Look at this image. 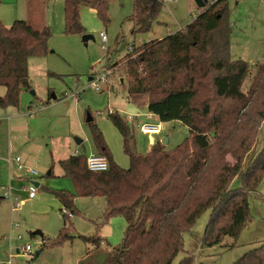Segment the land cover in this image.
Here are the masks:
<instances>
[{"label":"trees","instance_id":"obj_1","mask_svg":"<svg viewBox=\"0 0 264 264\" xmlns=\"http://www.w3.org/2000/svg\"><path fill=\"white\" fill-rule=\"evenodd\" d=\"M163 3L134 0L133 17L152 23ZM45 5L46 0H26V19L9 26L0 19V86L6 89L0 107L19 106L22 91L30 88V57L48 53L51 31L44 21ZM64 5L69 34L86 32L82 6L94 9L103 22L109 20V0H64ZM231 32L228 0H213L184 28L133 46L121 61L130 102L162 122L178 120L188 127V135L175 147L167 149L157 139L147 152H131V125L112 111L109 116L129 156L127 168L114 160L93 120L88 122L92 139L97 152L107 157L108 169L89 170L84 152L59 160L63 176L76 190L47 188L62 208L80 214L77 196L104 197L105 221L114 216L126 220L121 244L99 264H175L186 251L185 234L207 210L211 215L202 236L205 247L220 244L226 236L236 240L250 220V196L264 179V147L246 168L244 161L264 121V59L243 91L250 65L232 58ZM235 178L240 185L232 188ZM68 218L65 215L56 238L43 239V247L60 246L75 237L94 248L101 245V236L76 235ZM193 260L188 253L176 264ZM232 264H264V243Z\"/></svg>","mask_w":264,"mask_h":264},{"label":"rangeland","instance_id":"obj_2","mask_svg":"<svg viewBox=\"0 0 264 264\" xmlns=\"http://www.w3.org/2000/svg\"><path fill=\"white\" fill-rule=\"evenodd\" d=\"M164 1L157 18L148 24L144 18L133 17L134 0H109V20L106 23L94 9L82 6L81 23L85 33L94 36L86 45L82 40L83 34H69L65 30L64 0H46L44 21L51 31L48 53L42 57H30V88L22 91L19 106H9L3 112L0 110V264H77L80 260L82 263L85 261L86 247L90 243L82 242L79 237L60 246L43 247L42 244L44 238L49 240L58 236L65 219L64 207L47 188L75 190L72 180L63 176L56 154L53 159L52 147L65 145L68 139L67 154L77 150L88 156L97 151L90 126L85 120L90 113L93 122L103 132L114 160L124 168L130 165L123 136L109 112L114 111L122 117L139 114V119L144 122L146 109L129 101L127 76L121 61L130 53V47H138L153 37L161 39L184 28L203 9L194 0ZM212 1L208 0L206 7ZM228 4L232 24L231 56L233 59L242 58L250 65L249 75L242 86L246 92L264 59V0H228ZM27 17L26 0L0 1V19L4 24L11 25L15 18ZM101 31L107 34L105 47L99 36ZM107 72L108 83L101 82L98 77L107 75ZM90 77L100 83L101 91L90 87ZM30 112L33 117L29 116ZM161 124L162 133L156 138L161 140L168 136L167 149L175 147L188 135V127L178 120L161 121ZM131 130L129 150L147 152L154 135L143 134L137 128ZM75 138L83 139V143L77 145ZM26 145H31L27 151L24 148ZM263 147L264 121L254 147L244 161V168ZM16 154L28 155L31 158L30 167L38 172L33 179L40 184L37 198H28L24 188L30 179L25 177L12 185L3 176L7 171V160ZM50 171L51 174H48ZM239 185L240 179L235 178L231 187ZM6 187H10L9 196L5 195ZM21 199L25 201L16 206ZM104 199L77 198L75 205L80 214L68 218L66 223L72 224L76 235L101 236L105 248L111 244L119 246L125 234L126 221L124 216H114L105 221L107 203ZM210 215L211 210H207L185 234L186 251L176 257L175 264L188 253L194 257L192 264H232L248 250L264 243V179L250 196V220L236 240L226 236L220 244L205 247L202 236ZM37 230L43 234H35ZM232 243L234 246L229 247ZM26 245L31 246L30 253L22 250ZM39 249L42 251L36 257ZM100 258L97 254L91 262Z\"/></svg>","mask_w":264,"mask_h":264},{"label":"crops","instance_id":"obj_3","mask_svg":"<svg viewBox=\"0 0 264 264\" xmlns=\"http://www.w3.org/2000/svg\"><path fill=\"white\" fill-rule=\"evenodd\" d=\"M1 2H2V0H0ZM20 19H23V18H15V20L14 21H16V20H20ZM13 21V22H14ZM12 22V23H13ZM5 25H7V26H9L8 24H5ZM182 29V28H181ZM177 31V30H176ZM155 39H160V38H155V37H153V38H150L149 39V41L150 40H155ZM130 52V51H129ZM125 78V77H124ZM124 80H123V78H121V82H123ZM5 87H3V86H0V96L1 95H4V93H5ZM3 107H1V112H3L7 107H5V108H3ZM147 113H149V111H147L146 110V113H144L143 115H145V114H147ZM151 115L150 116H145L144 117V121H151V122H154V123H161V121H160V119L156 116V115H154V114H152V113H150ZM33 113L32 112H30L29 113V116L30 117H33ZM141 122V120L139 119V117H137V118H134V120L132 121V122H130L129 124L131 125V127L132 128H137V129H139V127H138V125H139V123ZM162 125V124H161ZM18 128H20L21 127V125H16ZM28 128H29V130H30V126H28ZM162 130H163V128H162ZM139 131H140V129H139ZM35 132H37V130L35 131ZM141 132V131H140ZM142 133V132H141ZM162 133V131L159 133V134H149V135H154L152 138H151V146H152V144L157 140V139H159V138H156V135H160ZM143 134H145V133H143ZM66 139H67V137H65ZM36 138H33L32 140H35ZM67 141V143L65 144V145H57L56 147H52L53 149H52V157H53V155L54 154H56V160L57 161H59L60 159H64V158H58V157H65V158H67L68 156H70V155H73V154H78L79 152L77 151V150H72L71 152H69V154H67V150H66V148H69V141H68V139L66 140ZM168 141H169V138H168ZM82 143H83V141H82ZM81 143V144H82ZM38 144H39V142H38ZM49 145V144H48ZM77 145H80V144H77ZM150 146V147H151ZM31 147V145L30 146H27L26 145V147H24L25 148V151H27V150H29V148ZM38 147V149H41V146H37ZM150 147L148 148V150L150 149ZM23 148V149H24ZM147 150V151H148ZM8 151H9V155L10 156H12V154H10V149L8 148ZM12 152V151H11ZM94 152H97V151H94ZM25 154V153H24ZM20 156V154H16V156ZM22 155V154H21ZM63 155V156H62ZM9 156V157H10ZM21 158H22V160H23V162L27 165V166H30V162H31V158H29L28 157V155H22L21 156ZM25 158H28V159H25ZM53 159H54V157H53ZM7 163H8V165H7V171H5L4 173H3V176H4V178H6V180H8L9 181V183H11L12 185L13 184H15V182H16V180H20V179H23V178H28L29 179V175L25 172V171H22V170H19L18 168H17V166H16V164H15V162L12 160V159H8L7 160ZM21 171V172H20ZM23 173V174H22ZM48 174H51V171L48 173ZM37 177V176H36ZM37 184L38 185H40L39 184V182H37ZM40 187V186H39ZM55 188H59V189H65V190H68L67 188H61V187H55ZM70 191V190H69ZM76 190H73V192H75ZM38 197V195L36 196V197H34V198H37ZM79 197H83V196H77V198H79ZM76 198V199H77ZM31 199H33V198H31ZM22 200V202L23 201H25V199H21ZM105 200V199H104ZM71 218V217H70ZM126 221V220H125ZM103 239V238H102ZM82 242H84V243H87V242H85V241H83L82 239H80ZM102 243H103V241H102ZM102 243H101V245L99 246V247H97V248H94L91 244H89V245H87V247H86V257H84L83 259H85V261L82 263V261L80 260V261H78V263L77 264H99V263H102V262H104L111 254H112V248L114 247L112 244L109 246V248H105V247H103V245H102ZM88 244V243H87ZM18 252H19V250H18ZM41 253V252H40ZM97 254H99V256L101 257L100 259L101 260H98V261H94V262H91V258H94ZM39 256V255H38Z\"/></svg>","mask_w":264,"mask_h":264},{"label":"built area","instance_id":"obj_4","mask_svg":"<svg viewBox=\"0 0 264 264\" xmlns=\"http://www.w3.org/2000/svg\"><path fill=\"white\" fill-rule=\"evenodd\" d=\"M99 36H100V39L102 41V46L105 47V43L108 40L106 32L101 31ZM132 50H133V47H130L129 51L131 52ZM108 74L109 73L107 72V75L106 74L101 75L98 77V79L101 82L108 83V80L106 78V76H108ZM89 85H90V87H92L93 89H95L97 91L102 90L100 83L97 80H95L94 78H92ZM138 115L126 114V116L123 118L127 123H130L134 120V118H137ZM150 115H151L150 113H147L144 116H150ZM138 127H139L140 131L142 133H145V134H159L162 131L161 123H154L151 121L140 122ZM12 160L15 162V164L19 170L25 171L29 175L30 180L28 181V184L24 187L26 189V191L28 192V198L36 197L37 196V189H38L39 185L33 179L36 176H38V172L35 169H32L30 166H27L26 164H24L21 156L17 155L14 158H12ZM86 163H87L88 169L91 171H94V172L106 171L109 167V162H108L107 157L102 155V154H99L98 152H91L86 157ZM10 194H11L10 193V187H6L5 188V195L9 196ZM15 198L18 199L17 196ZM21 202H22V200H18V202L16 203V206H18ZM62 211H63L64 215L68 216L69 218L74 216L73 213L67 208H63ZM22 250L24 252L30 253L31 252V246L26 245L24 248H22Z\"/></svg>","mask_w":264,"mask_h":264},{"label":"water","instance_id":"obj_5","mask_svg":"<svg viewBox=\"0 0 264 264\" xmlns=\"http://www.w3.org/2000/svg\"><path fill=\"white\" fill-rule=\"evenodd\" d=\"M195 3L197 4L198 7L200 8H205L207 3H208V0H194ZM90 39H94V36L92 34H89V33H84L83 36H82V40L85 42V44L87 45V42L90 40ZM89 80H92V77H90ZM54 97V96H53ZM86 122H90L93 120V117L90 113H87V116L85 118ZM76 140V143L77 144H81L83 139L81 138H75ZM162 143L164 144H167L168 143V136H164L162 139H161ZM35 234H40L42 235V231L40 230H37L35 231ZM42 251V249H39L38 251H36L35 253V256L38 257V255L40 254V252Z\"/></svg>","mask_w":264,"mask_h":264}]
</instances>
